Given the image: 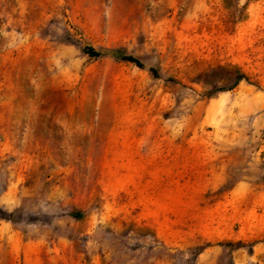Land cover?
<instances>
[{
  "label": "rangeland",
  "instance_id": "374dc122",
  "mask_svg": "<svg viewBox=\"0 0 264 264\" xmlns=\"http://www.w3.org/2000/svg\"><path fill=\"white\" fill-rule=\"evenodd\" d=\"M262 243L264 0H0V264H264Z\"/></svg>",
  "mask_w": 264,
  "mask_h": 264
},
{
  "label": "trees",
  "instance_id": "16d2710c",
  "mask_svg": "<svg viewBox=\"0 0 264 264\" xmlns=\"http://www.w3.org/2000/svg\"><path fill=\"white\" fill-rule=\"evenodd\" d=\"M84 52L86 54H88L89 56L91 57H101V56H104L106 55L107 52H102V51H99V50H96L92 47H87V48H84ZM109 53H112L113 56L119 60H122V61H125V62H130V63H133L135 64L137 67L141 68V69H144L145 66L144 64L141 62L140 59H138L137 57H135L134 55H131V54H128L122 50H115V51H111ZM150 71L153 73L154 76L157 77L158 75V72L156 69L154 68H150ZM242 78L239 79V81L241 80ZM72 217H75V218H81L82 217V214L81 213H71L70 214Z\"/></svg>",
  "mask_w": 264,
  "mask_h": 264
},
{
  "label": "crops",
  "instance_id": "0c3cea01",
  "mask_svg": "<svg viewBox=\"0 0 264 264\" xmlns=\"http://www.w3.org/2000/svg\"><path fill=\"white\" fill-rule=\"evenodd\" d=\"M157 158H159L160 160V162L161 163H163L164 162V156H157ZM162 178H163V176H162ZM172 178H174V176H172ZM169 185V182L167 183V186ZM170 186V185H169ZM214 210H217V208H209V211L211 212L210 213V215H209V218L206 220V226L208 225V226H210V228H217L219 225H218V223H219V220H217L216 218H215V214H213L212 213V211H214ZM260 250H262V251H264V243H262V245H261V248H260ZM210 251H211V249H210ZM205 252H207L208 253V250L206 251L205 250ZM241 256V255H243V254H240L238 251H235V252H233L232 253V257H233V259L236 261L237 260V258H238V256Z\"/></svg>",
  "mask_w": 264,
  "mask_h": 264
}]
</instances>
